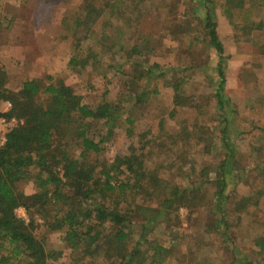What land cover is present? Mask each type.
<instances>
[{
	"label": "rangeland",
	"instance_id": "374dc122",
	"mask_svg": "<svg viewBox=\"0 0 264 264\" xmlns=\"http://www.w3.org/2000/svg\"><path fill=\"white\" fill-rule=\"evenodd\" d=\"M114 1L94 0L100 16L88 17L84 0H0V67L7 74V85L16 89L25 78L52 75L61 78L91 107L118 102L124 111L102 151L90 155L93 163L112 161L131 145L140 148L138 134L146 133L158 141L177 135L175 143L170 141L161 150H152L156 152L150 157V166L159 177L180 188L197 186L204 203L193 206L185 202L176 205V210L167 209L145 240L140 239L136 227L131 243L139 244V258H145L141 264H151L157 244L163 248L159 264H229L233 258L235 264L263 262L253 238L264 235V26L255 29L264 22V7L258 0H246L241 10L229 13L225 0H212L217 32L227 56L225 93L233 105L232 126L239 133L234 162L241 179L230 187L229 194L234 201L251 196L243 209L231 212L227 207L231 241L224 227L211 230L215 216L210 198L215 186L207 180L215 178L222 158L212 95L217 57L207 44L197 3ZM77 18L85 23L77 26ZM133 45L140 48L141 55L130 53ZM73 56L87 58L88 63L76 71L78 68L69 65ZM43 66L52 73L41 75L46 73ZM145 66L154 68L150 75H145ZM175 84L186 102L183 106L175 104ZM140 93L146 94L144 102L134 103L128 97ZM6 102L0 101V111L11 108L1 106ZM127 115L134 119L136 136H126ZM6 121L0 123L2 132L19 123L15 118ZM213 145L217 148L212 150ZM200 183L203 185L198 187ZM139 195L120 197L123 209L128 204L132 205L129 209L135 208L132 214H137L136 219L147 215L140 207L156 204L145 192ZM15 213L27 224L33 221L32 232L44 241L45 249L57 252L56 259L47 264H74L75 252L33 209L18 207Z\"/></svg>",
	"mask_w": 264,
	"mask_h": 264
},
{
	"label": "trees",
	"instance_id": "16d2710c",
	"mask_svg": "<svg viewBox=\"0 0 264 264\" xmlns=\"http://www.w3.org/2000/svg\"><path fill=\"white\" fill-rule=\"evenodd\" d=\"M193 1L197 3L207 44L217 57V78L213 82L212 95L219 118L218 149L222 158L216 166L215 178L207 180L213 181L215 186L210 198L215 216L211 230L219 231L221 226L224 227L232 241L227 207H231V212L243 209L251 196L234 201L229 194L230 187L235 186L241 176L235 166L238 151L235 140L239 133L236 134L232 126L233 105L225 93L227 56L217 32L213 1ZM258 1L259 6L264 7V0ZM110 3L115 1L110 0ZM225 3V11L232 13L233 9L241 10L246 0H225ZM83 5L88 17L100 16L94 0H84ZM77 21V26L85 23L82 18ZM263 26L264 22L257 24L255 29ZM130 53L141 55L140 48L135 45ZM92 58L96 60L97 55ZM87 63V58L76 56L69 60L72 69L78 68L76 71ZM145 68V75H150L154 69L152 66ZM176 85L175 104L183 106L186 102L182 101L179 85ZM128 97L134 103H140L145 101L146 94ZM0 101L11 105L8 111H0V118L19 121L7 131L4 144L0 146V264H47L48 260L57 257V252L46 250L44 241L32 232L34 222L27 224L16 215L18 207L33 209L48 223L49 230L60 233L61 240L75 252L74 264H141L145 258H139V244L131 243L134 229L139 227L138 235L145 240L146 234L159 223L167 209L176 210V205L185 202L197 206L204 201L198 195L197 186L180 188L159 177L150 166V157L156 152L152 150H161L170 141L175 143L177 135H166V141H158L156 137L149 138L146 133H141L138 134L142 141L140 148L131 145L126 153L115 155L112 161L92 162L90 155L102 151L103 143L112 136L121 111H124L115 100L91 107L61 78L52 75L25 78L16 89H11L5 70L0 67ZM125 117L126 136H136L134 119L129 115ZM215 148L217 146L211 147L212 150ZM261 170L264 174V168ZM141 192L156 204L146 209L140 207L147 215L136 219L137 214H132L135 208L129 209L132 205L128 204L123 209L120 197L127 195L133 199ZM253 241L256 253L264 257V235L255 236ZM154 248L151 264H159V253L163 248L158 244ZM236 261L233 258L229 264ZM256 264H264V260L256 261Z\"/></svg>",
	"mask_w": 264,
	"mask_h": 264
},
{
	"label": "built area",
	"instance_id": "2783aa9c",
	"mask_svg": "<svg viewBox=\"0 0 264 264\" xmlns=\"http://www.w3.org/2000/svg\"><path fill=\"white\" fill-rule=\"evenodd\" d=\"M6 122H7V121H6L5 118H3V117L0 118V123H6ZM9 129H10V128H9ZM9 129H8V130H9ZM8 130H7V131H8ZM1 133H2V134H1ZM6 133H7V132H2V131L0 130V146H2V145L4 144Z\"/></svg>",
	"mask_w": 264,
	"mask_h": 264
},
{
	"label": "crops",
	"instance_id": "0c3cea01",
	"mask_svg": "<svg viewBox=\"0 0 264 264\" xmlns=\"http://www.w3.org/2000/svg\"><path fill=\"white\" fill-rule=\"evenodd\" d=\"M11 65H12V64H11ZM31 65H32V64H31ZM7 66H9V65H7ZM43 71L46 72V73H41V75H42V74H49V73H52V72H47L48 70H46L44 66H43ZM1 106L4 107V109H6V107H9V106H10V104H9L8 102H6V103H2Z\"/></svg>",
	"mask_w": 264,
	"mask_h": 264
}]
</instances>
